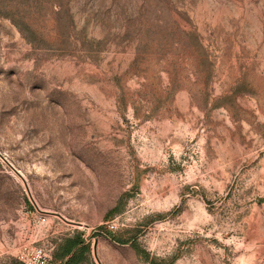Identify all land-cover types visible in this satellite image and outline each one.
Wrapping results in <instances>:
<instances>
[{
  "label": "rangeland",
  "instance_id": "rangeland-1",
  "mask_svg": "<svg viewBox=\"0 0 264 264\" xmlns=\"http://www.w3.org/2000/svg\"><path fill=\"white\" fill-rule=\"evenodd\" d=\"M76 231L264 264V0H0V264Z\"/></svg>",
  "mask_w": 264,
  "mask_h": 264
},
{
  "label": "trees",
  "instance_id": "trees-1",
  "mask_svg": "<svg viewBox=\"0 0 264 264\" xmlns=\"http://www.w3.org/2000/svg\"><path fill=\"white\" fill-rule=\"evenodd\" d=\"M106 236L116 239L110 231L106 232ZM119 242L128 243L127 241ZM90 254L91 243L85 239L84 233L76 231L58 243L52 257L60 264H87L90 261Z\"/></svg>",
  "mask_w": 264,
  "mask_h": 264
},
{
  "label": "built area",
  "instance_id": "built-area-1",
  "mask_svg": "<svg viewBox=\"0 0 264 264\" xmlns=\"http://www.w3.org/2000/svg\"><path fill=\"white\" fill-rule=\"evenodd\" d=\"M23 259L28 264H51L52 255L41 246H33L24 250Z\"/></svg>",
  "mask_w": 264,
  "mask_h": 264
}]
</instances>
